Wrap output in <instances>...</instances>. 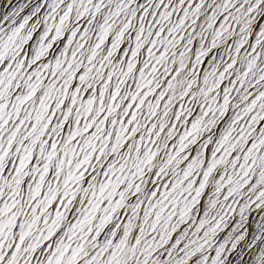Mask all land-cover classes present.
<instances>
[{
  "label": "snow or ice",
  "instance_id": "obj_1",
  "mask_svg": "<svg viewBox=\"0 0 264 264\" xmlns=\"http://www.w3.org/2000/svg\"><path fill=\"white\" fill-rule=\"evenodd\" d=\"M0 264H264V0H0Z\"/></svg>",
  "mask_w": 264,
  "mask_h": 264
}]
</instances>
